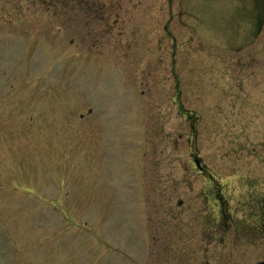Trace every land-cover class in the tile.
Returning a JSON list of instances; mask_svg holds the SVG:
<instances>
[{"label":"rangeland","instance_id":"rangeland-1","mask_svg":"<svg viewBox=\"0 0 264 264\" xmlns=\"http://www.w3.org/2000/svg\"><path fill=\"white\" fill-rule=\"evenodd\" d=\"M239 1L0 0V264H261Z\"/></svg>","mask_w":264,"mask_h":264},{"label":"flooded vegetation","instance_id":"flooded-vegetation-1","mask_svg":"<svg viewBox=\"0 0 264 264\" xmlns=\"http://www.w3.org/2000/svg\"><path fill=\"white\" fill-rule=\"evenodd\" d=\"M245 1H249V3L245 4ZM240 2L241 4L239 5L240 6L239 8L244 7V9L241 11H236L235 14L239 15L240 17H243L245 21L243 22L237 21L236 22V24H238L237 28L239 31H242L243 29L254 28V32L251 36L252 40L254 41L256 39L254 34H260L264 28V0H240L238 3ZM238 47H243V46H238ZM254 53L255 52H251V57L254 55ZM228 66L230 67V65ZM241 83L242 81H238V85L242 86ZM258 89L261 91V93H264V85L259 86ZM259 205H260L259 209H260V217H261L259 220V226H260V231L264 233V195L260 198ZM261 264H264V259H262Z\"/></svg>","mask_w":264,"mask_h":264},{"label":"water","instance_id":"water-1","mask_svg":"<svg viewBox=\"0 0 264 264\" xmlns=\"http://www.w3.org/2000/svg\"><path fill=\"white\" fill-rule=\"evenodd\" d=\"M196 162H197V164H198L199 166H202V165H201V161H200V159H199L198 157L196 158ZM180 202H182V200H180Z\"/></svg>","mask_w":264,"mask_h":264}]
</instances>
